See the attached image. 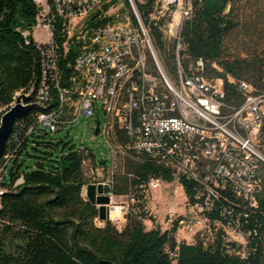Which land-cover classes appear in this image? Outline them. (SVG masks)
Returning <instances> with one entry per match:
<instances>
[{
    "label": "built area",
    "instance_id": "2783aa9c",
    "mask_svg": "<svg viewBox=\"0 0 264 264\" xmlns=\"http://www.w3.org/2000/svg\"><path fill=\"white\" fill-rule=\"evenodd\" d=\"M200 1L34 0L39 12L33 29L46 33L44 41L34 37L42 55L36 103L52 105L57 92L56 106L39 113L37 123L56 133L97 117L111 159L118 154L148 159L171 177L141 185L146 219L154 227L185 230L193 236L191 243L201 238L205 244L221 230L227 241L245 246V257L252 233L243 230V220L258 208L264 182V90L239 80L243 101L230 102L223 80L208 75L206 60L190 55L182 31ZM155 28L175 48L172 69L156 48ZM57 36L63 38L62 52ZM73 46L75 60L62 86L59 60ZM80 150L85 168L97 166L91 149ZM182 179L196 184L190 200L186 195L188 209L179 214L167 205L161 221L160 211L149 209L151 191L161 183L184 190ZM96 184L113 190L110 181ZM130 199L137 202L135 195ZM219 207L221 218H212Z\"/></svg>",
    "mask_w": 264,
    "mask_h": 264
},
{
    "label": "trees",
    "instance_id": "16d2710c",
    "mask_svg": "<svg viewBox=\"0 0 264 264\" xmlns=\"http://www.w3.org/2000/svg\"><path fill=\"white\" fill-rule=\"evenodd\" d=\"M235 7L236 0L196 2L182 35L190 55L206 60L208 75L223 79L226 99L238 104L243 101L237 88L239 80L250 82L257 91L264 90V48L254 49L248 57L230 53L228 41L241 20ZM146 8L140 5L142 11ZM38 12L34 0H0V108L4 109L0 123L17 96L28 94L33 87L36 91L32 103H36L42 55L31 31ZM152 36L165 62L164 47L170 57L175 56L174 46L158 29L152 30ZM56 39L62 52L63 38ZM75 55L73 46L60 57L62 86L68 84ZM229 76L237 82L230 81ZM53 96L52 105L32 108L16 121L0 159V264H264V182L258 208L250 210L249 218L243 220V230L252 233L244 257L245 246L227 241L221 230L205 244L201 238L194 243L178 241L177 228L146 227L147 202L141 185L152 178L171 181L163 168L148 159H130L128 173L113 187L114 194L135 195L137 199L122 229L111 220L101 221L98 206L85 196L84 155L72 141L46 143L53 151L38 157L35 167L27 168L24 155L31 156L30 146L37 149L40 139L52 134L40 127L37 115L56 106L55 89ZM182 185L190 200L196 184L182 179ZM220 209L211 214L212 218H221Z\"/></svg>",
    "mask_w": 264,
    "mask_h": 264
},
{
    "label": "rangeland",
    "instance_id": "374dc122",
    "mask_svg": "<svg viewBox=\"0 0 264 264\" xmlns=\"http://www.w3.org/2000/svg\"><path fill=\"white\" fill-rule=\"evenodd\" d=\"M147 2L148 0H139ZM236 12L240 13V24L237 30L232 34L229 39V51L234 57H248L249 53L254 49L264 48V0H236ZM31 33L37 39L44 41L46 33L42 29H32ZM162 54L168 63V67L172 69L173 58L168 53V48L164 47ZM160 53V52H159ZM161 55V54H160ZM161 58L165 62L161 55ZM165 62V63H166ZM214 68L221 71L217 64L213 65ZM211 72V71H210ZM232 81L237 82L232 76H229ZM219 80H223L219 78ZM224 82V80H223ZM4 109L0 108V112ZM100 120L104 121V114L100 115ZM97 126V117L88 119L83 118L75 125L65 128L63 131L52 133L46 138L40 139V144L36 145L37 149L33 146L29 148L31 156L24 155L25 166L33 168L39 161L38 157H43L53 150L46 146V143L57 142L61 139L72 141L79 147H86L93 151L95 157L98 159L97 166H90L85 168V176L87 185L96 184L100 182L110 181L112 186L117 184L118 181L128 173L129 166L132 161L118 154L114 159H111L110 149L101 134L96 135L95 130ZM106 164L102 165V162ZM86 185V186H87ZM85 186V189H86ZM86 196V190H85ZM134 202L131 201L130 195H117L113 196V204L111 207V221L114 222L119 229H122L127 221V215L130 207ZM149 209L152 211H160V220L163 221V209L167 205H171L183 214L188 209L185 191L176 183H161L158 188L152 189L149 199ZM119 209V214H115V210ZM144 223L148 229L154 227L155 222L151 219H145ZM102 225L103 222L98 221ZM165 227V224H161ZM178 241L193 242L191 233L185 230H178ZM244 241L243 239H240Z\"/></svg>",
    "mask_w": 264,
    "mask_h": 264
},
{
    "label": "water",
    "instance_id": "95a60500",
    "mask_svg": "<svg viewBox=\"0 0 264 264\" xmlns=\"http://www.w3.org/2000/svg\"><path fill=\"white\" fill-rule=\"evenodd\" d=\"M36 88L33 87L28 93H22L17 96L15 104L6 110L1 117L0 123V159L5 153L7 143L13 133L15 123L18 119L27 114L29 110L35 107H43L42 104L32 103L33 95ZM96 135L100 133V122H97ZM106 161L102 162V165ZM88 199L99 208V219L101 221L111 220V207L113 204V196L115 195L110 185L89 184L86 189ZM3 193L0 192V197Z\"/></svg>",
    "mask_w": 264,
    "mask_h": 264
},
{
    "label": "clouds",
    "instance_id": "9594fccd",
    "mask_svg": "<svg viewBox=\"0 0 264 264\" xmlns=\"http://www.w3.org/2000/svg\"><path fill=\"white\" fill-rule=\"evenodd\" d=\"M119 211H120V210L117 208V209L115 210V214L118 215V214H119Z\"/></svg>",
    "mask_w": 264,
    "mask_h": 264
},
{
    "label": "bare ground",
    "instance_id": "6f19581e",
    "mask_svg": "<svg viewBox=\"0 0 264 264\" xmlns=\"http://www.w3.org/2000/svg\"><path fill=\"white\" fill-rule=\"evenodd\" d=\"M20 95V94H19ZM2 193V192H1ZM110 214H111V211H110Z\"/></svg>",
    "mask_w": 264,
    "mask_h": 264
}]
</instances>
